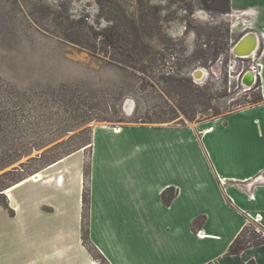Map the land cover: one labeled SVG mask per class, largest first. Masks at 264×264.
<instances>
[{"label":"rangeland","instance_id":"rangeland-1","mask_svg":"<svg viewBox=\"0 0 264 264\" xmlns=\"http://www.w3.org/2000/svg\"><path fill=\"white\" fill-rule=\"evenodd\" d=\"M204 5V0H105L104 7L99 0H0V207L9 216L4 190L74 155L59 167L68 169L60 186L67 188L66 216L74 218L73 183L82 168V229L92 248L94 128L196 125L260 96L257 85L242 81L252 65L234 57L238 34L226 36L235 18L212 14ZM213 30L220 33L218 46L231 44V51L205 64L194 57L210 51L206 33ZM105 33H114L117 43ZM258 236L262 231L252 226L241 242Z\"/></svg>","mask_w":264,"mask_h":264},{"label":"crops","instance_id":"crops-1","mask_svg":"<svg viewBox=\"0 0 264 264\" xmlns=\"http://www.w3.org/2000/svg\"><path fill=\"white\" fill-rule=\"evenodd\" d=\"M231 11L233 45L245 36L240 45L256 47L236 58L252 65L242 81L260 83L263 101L196 125L94 128L88 239L95 253L83 235L79 158L74 218L66 216L60 184L68 169L59 167L72 155L39 172L41 181L30 176L10 195L3 191L13 214L0 207V264H101L99 253L109 264H264V244L230 254L250 227L264 236V0H231ZM171 189L177 196L167 205Z\"/></svg>","mask_w":264,"mask_h":264},{"label":"trees","instance_id":"trees-1","mask_svg":"<svg viewBox=\"0 0 264 264\" xmlns=\"http://www.w3.org/2000/svg\"><path fill=\"white\" fill-rule=\"evenodd\" d=\"M99 3L102 7H104L105 4V0H99ZM204 6L205 8L210 11L212 14L215 15H227L230 14L231 11V0H204ZM149 26V24L147 25ZM147 29V27H146ZM149 31H146V33H148ZM226 32V36H230L231 30L230 27L228 26V28L225 30ZM133 36V35H132ZM103 37L108 40L111 41L112 44H116V35L114 33H105L103 34ZM206 37H207V41L208 44L207 46L210 47V51L209 52H205V51H199L196 56L194 57L196 60L201 59L205 64L208 61H211V63H215L219 58L221 54H225L231 51V44L225 45L224 47L222 46H218V42H217V38L220 37V33L218 31H210L206 33ZM136 39V38H135ZM134 39V40H135ZM216 41V42H215ZM214 42V45H210ZM131 50L128 49V56L129 57H133V53L130 52ZM133 52V50H132ZM212 52V53H211ZM258 86V88L261 87L260 83L256 84ZM256 87V86H255ZM253 88H251L252 90ZM263 101V97L261 95L260 92V96L256 99H254L252 102H250L249 105H254L257 104L259 102ZM83 150V149H82ZM177 193L174 189H171L168 192H164L163 194V199H164V203L169 205L171 204V202L176 198ZM89 240V239H88ZM264 244V236L263 237H252V239L248 242V243H242L241 242V238L237 239L231 246L230 248V254L231 255H239L241 254L242 251H244L248 246L250 245H262ZM90 251H95V248H90ZM99 255L101 256L102 260L105 262V264H109L106 259L99 253ZM250 264H254V263H250Z\"/></svg>","mask_w":264,"mask_h":264},{"label":"water","instance_id":"water-1","mask_svg":"<svg viewBox=\"0 0 264 264\" xmlns=\"http://www.w3.org/2000/svg\"><path fill=\"white\" fill-rule=\"evenodd\" d=\"M246 36H248V35H246ZM244 37H245V36H244ZM244 37H242V39H243ZM242 39H241L237 44H235L234 47H233V49H232V52H233V54H234V57H236V58H237V57H238V58L250 57V56L253 54V52L256 50V47H253V48L251 49V51H250L248 54L240 53L238 48H239V46H240V43H241ZM245 85H247V87H251V86H253V84H248V83H245Z\"/></svg>","mask_w":264,"mask_h":264},{"label":"bare ground","instance_id":"bare-ground-1","mask_svg":"<svg viewBox=\"0 0 264 264\" xmlns=\"http://www.w3.org/2000/svg\"><path fill=\"white\" fill-rule=\"evenodd\" d=\"M239 52L240 53H245V54H248L251 50L250 49H248V48H246V46H245V44L243 43V44H241L240 46H239ZM198 76H201L200 74H198ZM118 128V127H117ZM41 178H42V175L41 174H38L37 176H35V178H33L34 179V181L35 182H39V181H41ZM8 190H10V189H7V193H9V191ZM11 193H9V195H10Z\"/></svg>","mask_w":264,"mask_h":264},{"label":"built area","instance_id":"built-area-1","mask_svg":"<svg viewBox=\"0 0 264 264\" xmlns=\"http://www.w3.org/2000/svg\"><path fill=\"white\" fill-rule=\"evenodd\" d=\"M259 219H256V223H258ZM257 231L261 232V229H259V227H257Z\"/></svg>","mask_w":264,"mask_h":264}]
</instances>
